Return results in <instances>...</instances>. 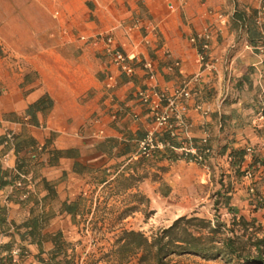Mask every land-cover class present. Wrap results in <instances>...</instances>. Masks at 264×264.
Instances as JSON below:
<instances>
[{"label":"crops","instance_id":"crops-1","mask_svg":"<svg viewBox=\"0 0 264 264\" xmlns=\"http://www.w3.org/2000/svg\"><path fill=\"white\" fill-rule=\"evenodd\" d=\"M143 3L0 0V165L7 175L14 170L30 175L34 184L25 198L6 203L2 198L7 185L0 187V206L5 207L0 250L14 244L28 252L15 264H36L38 251L45 260L55 233L67 238L79 232L82 223L77 220L98 216L99 207L104 215L113 203L114 214L128 202V193L135 191L146 199L148 209L170 213L173 219L201 202L187 192L188 185L207 184V191L213 185L211 193L226 191L225 210L231 220L241 216L264 225V209L253 210L247 198L248 181L232 176L229 165L216 153L220 147L228 153L264 143V130L250 125L257 111L264 114V2L259 11L257 0H170L165 15L160 0ZM175 9L180 16H175ZM54 10L58 11L56 18L52 17ZM233 11L241 21L229 22ZM215 13L227 17L226 25H218ZM137 15L152 28L149 44L142 43V29L126 33L122 26ZM203 29L213 33L203 54L210 68H202L198 45L188 38ZM102 33L137 60H151L153 76L138 65L132 76L120 75L101 47L76 39L78 34ZM174 60L178 66L167 70ZM107 74L115 76L110 89L103 86ZM194 75L198 78L190 83ZM188 82L192 97L184 107L188 130L183 142L196 146L206 135L212 151L205 157L211 175L197 163L159 158L152 162L168 167L163 173L176 176L172 179L179 181L178 188L160 194L145 190L149 172L142 163L136 187L114 194L115 176L139 172L137 167H124L132 161L135 141L149 127L135 90L154 86L172 93ZM195 102L207 110L206 116L192 108ZM113 112L116 119L110 120ZM133 114L138 116L136 120ZM98 130L102 136L95 135ZM249 160L250 156H243L239 169L246 168ZM260 175L264 180V174ZM258 190L264 191V183ZM174 192L177 201H173ZM72 204H77L75 210L67 213L64 205ZM135 213L127 214L123 221ZM32 219L43 220L36 236L31 238L25 232L19 238L12 227L26 231Z\"/></svg>","mask_w":264,"mask_h":264},{"label":"trees","instance_id":"trees-1","mask_svg":"<svg viewBox=\"0 0 264 264\" xmlns=\"http://www.w3.org/2000/svg\"><path fill=\"white\" fill-rule=\"evenodd\" d=\"M264 1V0H263ZM229 22L241 21L240 16L233 11L231 16L228 17ZM263 113V110H262ZM156 140L166 142L169 146L156 151L154 154L159 158H173L178 157L185 161H191L192 155L176 150L180 145V139L170 138L167 132H160L155 136ZM198 152H202L208 145L200 143L194 145ZM218 155H223L224 147H220L217 152ZM230 157L229 169L236 177H241L243 169H239V165L242 162L244 156V149L238 148L230 150L227 153ZM146 158L138 157L130 161L129 165L124 168L129 169L131 166L134 170L137 166H141ZM200 166H205L207 172L211 171V167L206 162V159L201 163H197ZM256 165L264 166V159L257 154H251L247 169H254ZM124 171V169H123ZM7 171L0 165V187L8 185L14 179V175L6 174ZM141 175L136 173L127 172V174L120 173L113 178L114 188L113 193H119L128 187L137 185L140 182ZM20 189L14 190L9 196L8 200L18 201V194ZM259 195V194H256ZM215 203L221 202L225 207L229 199L225 190L215 192ZM128 202L125 203L114 216L118 221L125 218V216L133 211L137 210V204L146 202V199L142 197L137 191L128 193ZM77 204L64 205V210L67 213H72L75 210ZM264 209V196L261 198V202L258 204ZM4 205L0 206V227L5 223L4 221ZM94 217H90L89 220L82 219L81 230L84 228V224H94ZM43 223L42 219H32L29 223V229L23 232H18L17 228L12 227L15 233H18L19 238L23 237V234L29 235L31 238L36 236V231ZM236 226V230L232 227ZM259 226L252 220L247 221L243 217L239 216L237 219L231 220V232L230 236L224 234V223L218 219L209 220L205 217L194 215V213L180 214L174 218L171 222L163 225L154 231L150 232V235L143 234L142 232L134 229H120L114 237L112 245L108 251L103 254V257L111 258L116 264H128L133 260L132 264H168L169 259L172 256L180 257L182 255L199 257L203 260H215L220 258L226 263L234 262V264H264L262 260V254L264 249V234L260 237H252L255 229L259 230ZM264 226V225H263ZM261 227V226H260ZM264 228V227H263ZM5 233V231H4ZM37 244L40 245V242ZM53 247L47 253L45 260L39 254H36V264H78V254L75 253L73 243L65 240L60 233H55L52 236ZM14 246L6 247L5 250H0V264H12L13 257L10 256L9 251ZM252 247L254 254L246 252V248ZM19 252L15 257L16 261L24 260L27 257V250L23 246H17ZM2 251L4 253H2ZM2 253V255H1Z\"/></svg>","mask_w":264,"mask_h":264},{"label":"built area","instance_id":"built-area-1","mask_svg":"<svg viewBox=\"0 0 264 264\" xmlns=\"http://www.w3.org/2000/svg\"><path fill=\"white\" fill-rule=\"evenodd\" d=\"M259 2V11L262 9L263 0H257ZM58 16V11L54 10L52 12V17L56 18ZM215 20L218 22V25L224 26L228 22L227 17L220 13H215ZM126 33H131L133 31L143 30L144 34L141 37L142 43L149 44V34H151V26L144 22L143 19L137 15L129 19L125 24H122ZM219 30H216V33ZM66 34L63 30L62 35ZM213 37V33L210 29H203L198 33L191 34L189 42L198 45V57L201 61L202 68H210V64L204 62V52L208 50L209 42ZM77 41L85 44L88 43L90 46L101 49L108 55L110 58V63L118 74L125 76H132L135 67L138 65L146 75L153 76L154 74V65L151 60L139 58L137 60L136 55L132 52L124 51L120 49L115 41L109 34L102 33L94 36H86L84 34H78L76 36ZM166 56L167 53H165ZM137 64H136V63ZM178 66V61L174 60L169 65L166 66L167 70H172L174 67ZM198 78V75H194L190 83L195 81ZM115 85V76L112 74H107L104 80L103 86L107 89L112 88ZM135 97L142 107L145 110V115L149 119V127L145 130L143 135L135 141V151L132 153L129 159L133 160L138 157L149 158L156 151L163 149L169 146L166 142L156 140V134L160 132H167L170 138L180 139V146L176 150L182 152L183 154H191L192 160L189 162L192 163H202L206 156L211 155L212 151L210 147H205L202 152H198L195 147L190 145L188 142H183L186 138V133L188 130L187 122L185 121L184 107L185 103L191 99L192 94L189 87V82L185 83L183 86L176 88L172 93L167 92L163 88H156L154 86H148L144 88H139L135 90ZM193 109L197 110L201 116L207 115V110L203 109L200 103H193ZM110 120L116 119V114L110 113ZM133 119H137L136 114L132 115ZM250 125L255 129L264 130V114L261 111H257L250 120ZM96 136H102V130H98L95 133ZM11 136L7 135V139H10ZM206 135L201 138V143H205ZM258 152L261 156L264 157V143L259 147H253L247 145L244 148V156L249 157L251 153ZM222 160L229 165L231 157L225 153L222 155ZM204 168H206L203 165ZM260 174H264V166L256 165L254 169H243L241 179L247 180L248 184L246 186V193L251 194L252 199L250 200L251 208L253 210L262 209L258 204L261 202L262 195H252L254 191L253 182L258 178ZM14 179L10 184L6 186L7 191L3 194L2 201L6 203L8 201V196L14 191L20 189L18 194V199L25 198L33 189V182L30 175L14 170ZM252 201V202H251ZM2 235L0 234V240ZM19 252L18 247H12L9 251L10 256L14 259ZM264 257V256H262ZM264 260V258H263Z\"/></svg>","mask_w":264,"mask_h":264},{"label":"rangeland","instance_id":"rangeland-1","mask_svg":"<svg viewBox=\"0 0 264 264\" xmlns=\"http://www.w3.org/2000/svg\"><path fill=\"white\" fill-rule=\"evenodd\" d=\"M137 1V0H136ZM139 1V0H138ZM152 0H143V2L146 4L148 2H151ZM170 0H160V4H162V13L165 15L169 12V7H167L166 2ZM143 3V4H144ZM175 13V16H180V11H177L176 9L173 10ZM218 150V149H217ZM216 150V152H217ZM251 154H257L262 159H264L263 156H261L258 152H253ZM250 154V155H251ZM157 159V156L153 154L151 157L146 158L143 161L144 167H146L147 171L149 172V175L146 179V185L145 190L147 191H153L154 193H163V192H169V190L174 187L178 188L180 186L179 181L176 182L174 177L171 174L164 175L163 171L164 169H168V167L165 166H157L154 165L152 161ZM141 167L137 166L138 173L137 175H141ZM221 168H218V171ZM232 172V171H231ZM216 174V173H213ZM219 174V172L217 173ZM217 174L214 175L216 181L219 183L220 179L217 177ZM209 175H211V171L209 172ZM232 176H235L233 172L231 173ZM259 179L255 180L253 182L254 185V191L252 195H262L264 196L263 190H258V185H263L264 180L261 177V175L258 176ZM213 182V181H211ZM260 182V183H259ZM221 183V181H220ZM213 188V185L210 186V189H208V185H201V184H193L187 186V192L192 194L195 198L200 197L201 202L196 204V206L192 207L191 211H187L185 213L181 214H187L194 213V215L205 217L209 220L218 219L219 221L224 223V234L227 236L231 235V232H229V229L231 228V217H228L229 214L225 210V206L221 203H215V192L211 193V190ZM110 192V191H108ZM113 192V190H112ZM262 192V193H261ZM107 194V193H106ZM176 192L173 193V201H177L178 198H175ZM206 194V196H205ZM248 196L247 198L252 199L253 196L251 194L246 193ZM171 197V198H172ZM199 201V200H198ZM252 202V201H251ZM116 205L115 204H109L107 206L106 211L104 210V215L101 213V207H99L97 210L99 211L98 216L94 217L95 219L94 224H84V228L80 230L79 232L73 233V235L68 236L65 238L67 243L71 242L73 243V247L75 250V253L78 254L77 263L78 264H116L110 257L106 258L103 257V254L108 251L109 247L112 245V242L114 240V237L119 232L120 229H134L142 232L143 234L150 235V232L154 231L155 229L168 224L173 219V215L170 213H154V211L148 209V204L146 202H143L142 204H137V210L136 213L125 222L124 219L118 221L116 218H114L115 214L118 211H115L114 214H112V210H115ZM180 215V214H179ZM178 217V216H177ZM176 218V217H175ZM82 221H78V223H81ZM82 226V225H81ZM264 226H259V230H254L255 232L252 233V237H260L263 234ZM234 230H236V226L232 227ZM246 252H250L254 254V249L250 246L249 248H246ZM264 253V249H263ZM264 256V254L262 255ZM264 262V260H263ZM133 260H131L128 264H132ZM15 264V263H13ZM21 264V263H20ZM168 264H234V262L226 263L220 258H215V260H203L199 257L194 256H185L182 255L180 257L172 256L169 259Z\"/></svg>","mask_w":264,"mask_h":264}]
</instances>
